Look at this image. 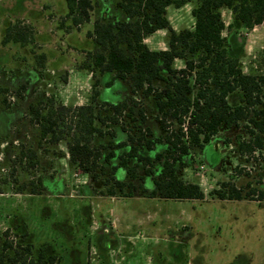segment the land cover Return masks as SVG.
I'll list each match as a JSON object with an SVG mask.
<instances>
[{
	"label": "rangeland",
	"instance_id": "1",
	"mask_svg": "<svg viewBox=\"0 0 264 264\" xmlns=\"http://www.w3.org/2000/svg\"><path fill=\"white\" fill-rule=\"evenodd\" d=\"M23 1L0 0V113L8 117V135L0 136V232L9 229L14 238L16 222L26 221L35 244L50 241L56 246V255L46 264H229L235 257L232 264H264V199L261 205L250 201L257 199L258 191L264 189V147L251 151L239 148V142L251 139L245 127L247 120L231 127L222 125L212 142L202 148H191L178 163V175L185 181L199 184L205 199L146 196L145 191L151 189L153 175H157L163 162L155 156L167 147L164 132L153 136L151 130L146 131L149 125H159L153 95L133 94L127 86L128 81L107 86L105 81L112 77L110 73H91L80 67L88 54L80 56L78 52L94 51H89L94 42L87 33L92 26L82 22L84 25L76 28L70 22L75 14H69L67 0H41L44 17H49H45V21L43 13L37 10L36 1L30 0L28 5ZM115 1L104 0L105 10L119 19H126L125 12L115 8ZM54 2L56 10L51 9ZM24 15L34 20L38 18L30 31L32 41L24 47L12 43L4 46L7 27L22 21ZM55 15L58 20L49 27L53 28L55 37L60 33L62 40L75 51L63 52L61 37L51 39L48 51L59 58L42 67V47L34 43V32L45 29ZM169 15L182 29L194 25L187 5L179 9L170 6ZM224 19L230 21L227 14ZM72 27L73 34L64 36ZM233 28L224 31L228 41L232 34L230 53L239 56L245 72L254 70L264 74V25L251 31L244 29L239 34ZM237 37L241 43H234ZM153 39L154 42L164 41V36L158 34ZM184 63L177 59L174 67L179 69ZM75 68L77 74L65 84L69 71ZM95 80L103 84L98 88L100 92L104 86L96 111L102 115L111 114V107L104 101H127L134 109L131 117L127 116V111L123 112L119 123L101 126L104 134L94 135L91 145L106 146L104 155L111 150L110 141L126 143L114 149L116 155L110 162L104 158L100 160L104 171L97 180L92 174L76 168L68 157L67 144L75 131L77 118L66 114L61 122L64 138L52 142L51 135L44 137L41 126L32 122L30 113V105L38 104V97L43 98L44 114L51 105V97L55 98L56 105L86 99L91 102ZM156 85L161 87L163 83L156 82ZM228 99L232 105L240 104L242 93L236 91ZM140 110L145 111V123L141 121ZM168 123H172V129L178 127L175 120ZM97 125L101 124L97 122ZM122 131H125L126 141L117 137ZM147 140L154 142L150 149L146 146ZM132 143L139 151L153 155V174L146 176L142 164L132 159L130 165H139L136 195L124 197L117 189L111 196L103 180L108 178L110 185L114 178L129 180L125 168L118 167L113 173L112 166L118 165L119 156ZM223 181L233 182L244 194L251 193V197L221 200L210 196ZM184 225L190 227V233L183 229ZM118 233L124 235L119 239L120 247L117 246ZM185 238L189 245L187 252L181 254L180 243ZM100 240H105L109 248L103 249Z\"/></svg>",
	"mask_w": 264,
	"mask_h": 264
},
{
	"label": "trees",
	"instance_id": "2",
	"mask_svg": "<svg viewBox=\"0 0 264 264\" xmlns=\"http://www.w3.org/2000/svg\"><path fill=\"white\" fill-rule=\"evenodd\" d=\"M68 12L75 14L73 22L79 25L89 21L95 7L93 0H67ZM192 3L194 18L192 28L176 31L167 16L168 6L181 8ZM122 9L126 19H119L115 14L104 13L98 16L89 36H94L97 48L87 53L81 64L82 69L91 73H110L113 76L105 81L110 86L114 80L128 81L133 94L142 92L153 95L157 107L156 119L164 132L167 147L155 158L163 160L157 175L152 181L148 197L164 199H203L201 186L195 182L185 181L178 175V163L184 155H188L193 147H204L219 132L222 125L231 127L241 120L251 139L239 142L241 150H254L264 147V74L254 70L247 73L237 54H231L229 41L223 35L226 24L222 18V8L232 12L233 23L246 29H253L264 21V0H116L115 8ZM27 29V30H26ZM160 29L168 31V48L153 50L145 43V39ZM30 28L21 21L11 24L3 42H27L26 31ZM176 59L184 60L185 66L175 68ZM156 82H162L158 87ZM95 80L92 85L91 102L80 106L57 104L54 97L49 99L48 112H42L43 98L38 97V104L30 105L31 120L41 126L42 135H51L52 142L64 138L61 122L66 114L77 118L75 131L68 141V153L72 164L83 173L92 174L99 179L104 171V158L107 162L116 155L117 147L126 143L109 142L111 150L104 155L103 144L91 145L95 134L103 135L101 126L108 123H119L123 112L133 115V108L127 101L113 103L104 101L111 107V114L102 115L96 111L100 96L99 86ZM239 91L242 93L240 104L232 105L229 95ZM145 111L140 110L141 121L145 123ZM8 117L0 113V136L5 138ZM171 120L178 127L172 129ZM99 122L101 125H97ZM4 124V125H3ZM150 132V129H146ZM141 139H139L140 141ZM131 141L132 137H131ZM142 141V140H141ZM153 140H147L150 149ZM142 164L146 176L153 174V155L139 151L137 145H130L127 151L119 156L118 165L112 166L113 173L118 167L127 171L129 180L114 178L110 185L108 178L103 180L108 186L107 193L115 195L117 189L124 197L136 195L135 180L137 163ZM128 188L127 191L125 189ZM251 193L244 194L242 189L231 181H223L219 187L210 192V196L218 199H248ZM264 199V189L258 191L257 199ZM15 236L10 230L0 232V264H46L56 255V246L50 241L35 244L34 235L26 221L16 222ZM114 244V241H112ZM103 249H108L105 240H100Z\"/></svg>",
	"mask_w": 264,
	"mask_h": 264
},
{
	"label": "crops",
	"instance_id": "3",
	"mask_svg": "<svg viewBox=\"0 0 264 264\" xmlns=\"http://www.w3.org/2000/svg\"><path fill=\"white\" fill-rule=\"evenodd\" d=\"M33 2H35L36 1V7H37V10L38 11H40L41 13H43L42 14V20L43 21H45V19L46 18H49V17H47V16H45L44 17V11H43V2L41 1V0H32ZM32 1H30V0H24L23 2L26 4V5H28V4H30ZM94 1V3H95V7H94V9L92 10V13H91V18H90V20L89 21H85V22H87L89 25H91L92 26V28H90L89 30H88V34H89V32H91L92 30H93V24H94V21H95V19L98 17V16H100V15H102V14H106V13H108V14H110V12H109V10H105V8H104V0H93ZM54 4H55V6H54ZM54 4H51L52 5V7H51V9H54V10H56V3L54 2ZM187 6H189V8L192 10V7H193V4L192 3H189V4H186ZM192 5V6H191ZM169 8H170V6H168V8H167V16H168V19H169V21H170V23H171V25H172V27L176 30V31H179V30H181L182 28H180L179 26H177V24L174 22V20H173V17L172 16H170L169 15ZM177 9H179V8H177ZM221 12H222V18H223V20H224V22H225V24H226V29L225 30H227L228 29V27H229V25L231 24V23H233V15H232V12L229 10V9H227V8H222V10H221ZM228 15V19H230V21H226L225 19H224V16L225 15ZM40 16V15H39ZM43 17H44V19H43ZM54 18H52V19H49V22H47V26H46V28L45 29H42V28H39V29H37V32L35 33L34 32V34H35V40H34V43H37L38 44V46H40V47H42V56H43V58H44V60H42V67L43 66H46L47 65V63H48V61H50V60H52V59H56V58H59V55H56V54H54V55H52V54H50L49 53V51H48V48H49V46H50V44H48V41L49 40H51V39H55V38H60L61 39V46L62 47H64L65 48V50L62 48V51L63 52H65V51H67V52H70V51H75L74 50V48H72V47H70V46H68V44L65 42V41H63L62 40V36L60 35V33H59V36L58 37H55L56 35H55V33H53V28H50L49 27V24H51L52 22H54L55 20H58V17H57V15H55V16H53ZM21 22H22V24L23 25H25V26H27V27H29L30 28V31L32 30V26H33V28H34V26H36V24H37V22H38V18H36V20H34V19H32V18H30V17H28L27 15L25 16H22L21 17ZM70 22H73V20L72 21H70ZM69 22V23H70ZM84 22V23H85ZM74 23V22H73ZM31 24V25H30ZM71 25V24H70ZM84 24H79V25H75V27L76 28H81L82 26H83ZM264 25V21H263V23H261V24H259V25H257L256 27H254L253 29H250V31L251 30H255L258 26H263ZM10 26V25H9ZM8 26V27H9ZM80 26V27H79ZM7 27V28H8ZM233 27H235V28H237V29H235V28H233L234 29V31H235V33L236 32H238V34L240 33V31H243L244 29L245 30H248V29H246V28H243V27H241L239 24H234V26ZM27 30V29H26ZM25 30V31H26ZM224 30V31H225ZM30 31H26V38L28 39L27 40V42L26 43H24V44H22L21 42H15V41H9V42H3L4 43V46H7V45H9V43H12V44H19L21 47H24V46H26V44H28V43H30L31 41H32V37H31V33H30ZM73 32H74V29H73V27H72V29L69 31V32H65L64 33V36H66L67 34H69V35H71V34H73ZM5 34H6V32H5ZM5 34L3 35L4 37H5ZM87 34V35H88ZM158 34H160V35H162V36H164V41L163 40H161L160 42H154V37L156 36V35H158ZM223 35L224 36H226L227 37V34H225L224 32H223ZM89 36V35H88ZM231 36H232V34H231ZM230 36V41H229V43L230 44H232V42H233V40H232V37ZM89 38L90 39H92L93 40V42H94V47L92 48V49H89V51H91V50H95L96 48H97V42H96V40H95V38H94V36H89ZM167 39H168V31L166 30V29H160V30H157L156 32H154L153 34H151L150 36H148L146 39H145V42H146V44L148 45V47L150 48V49H153V50H161V49H167L168 48V42H167ZM236 42H234V43H241V39H240V37H237L236 39H234ZM236 51H237V49H236ZM79 53V55L80 56H84V55H87V51H86V49L85 50H81V51H79L78 52ZM75 59L76 58H74L73 59V62L75 61ZM176 61H177V59L174 61V65L176 64ZM241 61V60H240ZM241 63H242V61H241ZM185 66V63H184V65H182L181 67H184ZM181 67H178V68H181ZM253 67V65L251 66V68ZM70 72V74H69V76H68V80H67V82L65 83V84H67V83H69V81H70V78H71V76H74V75H76L77 74V72L78 71H76V68L75 69H73V70H70L69 71ZM89 76H91V74H89ZM110 76H113V74H110ZM115 82H123V80H114L113 82H112V84H114ZM111 84V85H112ZM129 88H130V85L128 84L127 85ZM103 88H104V86H101V92H102V90H103ZM101 92H100V94H101ZM231 95V94H230ZM229 95V96H230ZM110 102H116V101H110ZM59 103V102H58ZM90 103V100L88 101V99H86L85 101H74L72 104H69V105H67V104H63V105H66V106H80V105H86V104H89ZM60 104H62V103H60ZM149 128H150V130H151V132H152V134H153V136H160V135H162L163 134V130L160 128V125H158V124H154V125H149ZM218 134H216V135H214L212 138H211V140H210V142H212L213 141V139L217 136ZM117 137H119L120 138V140L121 141H126V135H125V131H122V135H118ZM95 140V137H93V139H92V141H94ZM209 142V143H210ZM130 147V146H129ZM216 148H217V146H216ZM68 157L70 158V156L68 155ZM88 174V173H87ZM90 175V174H89ZM126 180V179H125ZM145 195V194H144ZM155 198V197H154ZM203 199H205V197L203 198ZM192 200H199V199H192ZM221 200H237V199H221ZM241 200H246V199H241ZM250 201H256V202H258V204H262L263 203V201H261V200H250ZM183 229L184 230H186L187 231V233H190V227L189 226H186V225H184V227H183ZM121 235L122 234H120L119 235V233L117 234V241H118V245L117 246H119L120 247V245H119V239L121 238ZM123 236V238H124V235H122ZM187 238V237H186ZM185 238V239H186ZM188 239V238H187ZM183 240V241H181V243H180V245H181V250H180V253L181 254H183V253H186L187 252V248H188V241L189 240ZM250 256V255H249ZM251 257V256H250ZM237 258L235 257V259H234V261L236 260ZM234 261H230V263L229 264H232ZM250 263H252V258H250ZM226 264H228V263H226Z\"/></svg>",
	"mask_w": 264,
	"mask_h": 264
},
{
	"label": "built area",
	"instance_id": "4",
	"mask_svg": "<svg viewBox=\"0 0 264 264\" xmlns=\"http://www.w3.org/2000/svg\"><path fill=\"white\" fill-rule=\"evenodd\" d=\"M75 62V61H74Z\"/></svg>",
	"mask_w": 264,
	"mask_h": 264
}]
</instances>
